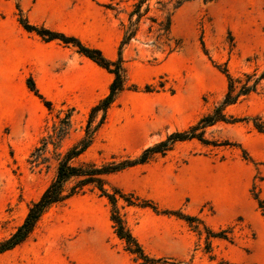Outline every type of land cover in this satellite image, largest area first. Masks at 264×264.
Masks as SVG:
<instances>
[{
	"label": "rangeland",
	"instance_id": "rangeland-1",
	"mask_svg": "<svg viewBox=\"0 0 264 264\" xmlns=\"http://www.w3.org/2000/svg\"><path fill=\"white\" fill-rule=\"evenodd\" d=\"M137 1L0 0V243L56 176L52 146L47 162H30L41 138L72 111L73 128L59 151L74 145L113 81L76 46L47 42L26 31L20 18L116 60ZM176 1L143 6L150 10L122 52L127 89L76 164L136 159L222 102L224 69L235 77L264 71V0H189L173 11ZM170 13V34L158 38ZM226 112L236 121L208 127L209 143L178 142L107 177L109 191L118 188L157 207L118 203L127 227L159 264H264V210L257 200L264 202V132L256 128L264 126V80ZM111 214L107 198L89 188L51 207L25 242L0 254V264H142L117 236Z\"/></svg>",
	"mask_w": 264,
	"mask_h": 264
},
{
	"label": "trees",
	"instance_id": "trees-1",
	"mask_svg": "<svg viewBox=\"0 0 264 264\" xmlns=\"http://www.w3.org/2000/svg\"><path fill=\"white\" fill-rule=\"evenodd\" d=\"M186 1L189 0H177L173 5V11L178 9ZM204 1L208 2L212 0ZM147 2L148 0H138L134 3L133 10L128 14L129 24L127 25L124 37L120 43L116 60L108 59L100 49L85 46L74 36H67L60 32L37 27L30 24L26 18H20V24L26 31L36 32L43 40L47 42L60 40L65 45L72 44L76 46L81 54L112 74L113 81L110 84L108 94L90 109L84 135L74 145L64 152L59 151L64 139L70 134L73 128L72 111L67 112L63 117H58V122L53 124L52 130L48 131L47 134L41 138L39 146H37L31 154L30 162L35 164L47 162L49 158L46 155L50 152L49 147L52 146L53 154L57 161L56 176L44 190L40 198L29 207L23 223L8 239L0 243V254L12 250L25 242L35 229L37 223L51 207L62 204L84 193L89 188H94L100 192L101 196L107 198L110 202L112 206L111 220L114 224L117 236L125 242L126 250L134 255L135 259L142 264H159L160 259L150 257L127 227L121 215L118 203L120 200H123L127 206L151 207L154 210H157V207L149 201L140 200V198L134 196L132 193L126 194L121 189L113 188L112 191H109L106 188L107 177L138 164H145L154 154H165L167 151L171 150L175 143L192 139H198L203 143H209L205 138L206 129L220 122L229 123L236 121V119L227 114L226 109L239 103L242 99L251 94L256 93L261 82L264 80V71L260 75H257V72L254 71L253 73L243 74L242 77H235L227 69H224L228 87L222 102L218 104L212 112L204 115L188 130L177 131L170 134L166 140L145 149L140 157L136 159H127L119 163L111 162L103 165H97L95 163L76 164V160L92 146L96 133L105 123L107 113L111 106L127 89L122 52L124 47L134 39L138 32L141 19L150 10L148 5L142 10ZM163 8H168V4L163 5ZM171 16V13L168 14L166 22L159 23L158 38L170 34ZM30 84V89L43 99V96L39 94L32 79H30ZM46 104L49 107L51 106V102L49 101H46ZM256 128L260 132H264V126L256 124ZM257 200L259 206L264 210V202L258 197ZM162 213L177 216L189 223H194L196 221L195 217L184 215L179 211L165 210L162 211Z\"/></svg>",
	"mask_w": 264,
	"mask_h": 264
}]
</instances>
